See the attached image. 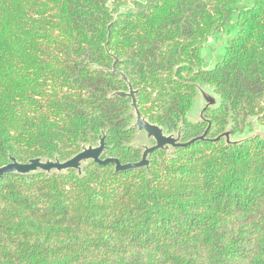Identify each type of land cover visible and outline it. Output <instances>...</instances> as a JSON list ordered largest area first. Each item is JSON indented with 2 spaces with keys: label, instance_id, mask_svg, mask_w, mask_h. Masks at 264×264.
I'll use <instances>...</instances> for the list:
<instances>
[{
  "label": "trees",
  "instance_id": "1",
  "mask_svg": "<svg viewBox=\"0 0 264 264\" xmlns=\"http://www.w3.org/2000/svg\"><path fill=\"white\" fill-rule=\"evenodd\" d=\"M245 1L0 0V167L66 161L103 135V158L139 162L114 58L141 117L183 143L207 129L143 168L5 175L0 264H264V138L214 141L252 119L264 131V0ZM196 86L219 105L190 121Z\"/></svg>",
  "mask_w": 264,
  "mask_h": 264
},
{
  "label": "water",
  "instance_id": "2",
  "mask_svg": "<svg viewBox=\"0 0 264 264\" xmlns=\"http://www.w3.org/2000/svg\"><path fill=\"white\" fill-rule=\"evenodd\" d=\"M117 59L114 58V63L112 65V70L110 73L116 74L119 76L120 80H122L127 86V92H116L115 95L121 98L130 99V107L133 109L134 120L131 124V128L135 129L136 135L143 134L146 141L151 142V145H139L135 144L133 141L132 145L135 148H138L142 151L141 159L136 163H127L121 164L119 160L115 158L105 157L103 155L105 153V136L103 135L96 146H86L82 147L81 151L66 161H59L57 158L53 160L50 159H31L27 163L21 164L15 161L13 158H9V163L3 167H0V181L3 179L5 175L8 174H18V175H31L36 173H64L67 171H75L78 175L81 174L82 168L88 163L92 162L99 165H114V170L116 172L126 171V170H134L138 168L147 167L148 156L156 150L165 151L170 153L172 150L177 148L187 147L197 141H205L206 131L195 139H192L186 143L181 141V131L180 128L175 133L165 134L163 129L157 125H153L149 123L145 118L140 116L136 94L137 92L133 90L132 86L129 84L126 77L123 73L116 70ZM198 95L196 97L195 103H197V109H199L198 118L196 120L190 121H198L203 120V113L208 109H215L219 105L218 97L208 88L196 86ZM206 121V120H205ZM207 122V121H206ZM250 122H256V119H252ZM257 134L253 133L249 137L244 138H235L231 139L232 135L230 130L228 129L223 134L219 135L214 139V141L224 139L225 143L228 144H237L244 140L249 139Z\"/></svg>",
  "mask_w": 264,
  "mask_h": 264
},
{
  "label": "rangeland",
  "instance_id": "3",
  "mask_svg": "<svg viewBox=\"0 0 264 264\" xmlns=\"http://www.w3.org/2000/svg\"><path fill=\"white\" fill-rule=\"evenodd\" d=\"M243 6L249 7L252 3L243 0L241 3ZM235 15L233 14L228 25L226 28L217 36L215 39L209 40L202 48L201 54L204 57L205 60V66L207 68L212 67L218 60H220L224 54V46L226 45L227 41L235 34L236 32V26H235ZM199 109H197V103H195V106L193 110L190 113L189 120H196L198 118ZM251 123V131L245 135L242 136H234L231 139L235 138H244L249 137L253 133L259 135L260 137L264 138V131L258 127L256 122H250ZM134 142L135 144L139 145H151V142L146 141L143 134H139L135 136Z\"/></svg>",
  "mask_w": 264,
  "mask_h": 264
}]
</instances>
